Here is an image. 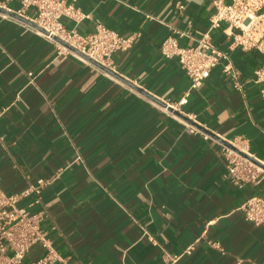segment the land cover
<instances>
[{
  "label": "crops",
  "instance_id": "0c3cea01",
  "mask_svg": "<svg viewBox=\"0 0 264 264\" xmlns=\"http://www.w3.org/2000/svg\"><path fill=\"white\" fill-rule=\"evenodd\" d=\"M213 1L77 0L90 18L62 19L80 34L104 24L135 35L113 55V71L163 105L94 64L58 54L55 43L8 13L18 1L0 0L7 10L0 9V187L19 193L60 172L41 204L30 195L19 205L45 210L42 227L69 264H165L163 255L193 243L176 264H264V226L241 209L264 195V181L239 188L227 180L223 147L243 138L264 163V98L253 81L264 54L231 49L223 23L210 35L236 75L221 60L179 105L190 78L160 49L169 35L196 45L210 27ZM258 36L264 40V30ZM186 121L211 137L188 133ZM44 254L35 246L26 260Z\"/></svg>",
  "mask_w": 264,
  "mask_h": 264
},
{
  "label": "built area",
  "instance_id": "2783aa9c",
  "mask_svg": "<svg viewBox=\"0 0 264 264\" xmlns=\"http://www.w3.org/2000/svg\"><path fill=\"white\" fill-rule=\"evenodd\" d=\"M15 1L20 4L16 13L42 28L44 31L32 27L37 34L56 44L58 54H70L90 64L93 63L71 48L113 70V55L128 50L136 37L121 36L104 24H98L97 29L88 34H80L74 28L66 29L62 19L79 23L90 18V14L76 5L77 0ZM213 3L215 12L210 18V27L198 39L196 45L183 47L173 35L167 36L161 43L162 55L165 58H177L190 78V88L179 101V105L187 103L190 91L199 87L221 60H225L223 71L226 74L236 75L229 53L219 48L211 39L210 32L221 28L223 23L228 24L224 32L231 38V49L236 47L255 49L264 54V40L258 36L264 30V0H231L230 2L214 0ZM183 7L179 5V8ZM29 8L34 9L32 16L27 14ZM55 37L63 40L69 47L55 40ZM28 76H33V73L28 72ZM253 81L259 85L260 94L264 98V64L254 71ZM242 86L240 81H236L237 89H241ZM186 131L192 134L202 133L205 139L211 137L187 121ZM228 142L233 147L223 145L226 179L239 188L258 187L264 181V163L249 152V144L245 139L236 137ZM59 175L60 172L50 178H40L19 193L10 194L0 187V264H52L55 260L69 264L54 249L47 231L42 227V222L46 218L45 210L31 212L19 205L23 198L30 195L34 196L33 203L41 204L44 188L53 183ZM241 209L248 221L256 226H264V195L255 194L249 197L242 204ZM210 244L223 251L219 242H210ZM35 246L43 248L45 254L27 261L28 253ZM194 248L195 243L190 244L181 253L163 255V260L165 264H176L182 257L191 255Z\"/></svg>",
  "mask_w": 264,
  "mask_h": 264
},
{
  "label": "water",
  "instance_id": "95a60500",
  "mask_svg": "<svg viewBox=\"0 0 264 264\" xmlns=\"http://www.w3.org/2000/svg\"><path fill=\"white\" fill-rule=\"evenodd\" d=\"M0 9H1L2 11H7V10H4V9H2V8H0ZM8 13H10V14L13 15V16H15L16 18H19V19H21V20H24L25 22L29 23V24H30L31 26H33L34 28L39 29V30H41V31H44L42 28H40L39 26H37L33 21L29 20L28 18H25V17H23V16H21V15H18V14H16V13H13V12H10V11H8ZM54 39L57 40V41H59L60 43H62V44H64V45L68 46L63 40H61V39H59V38H57V37H55ZM68 47H69V46H68ZM70 48H71V47H70ZM71 49L74 50V51H75L76 53H78L79 55H81L82 57H84L85 59H87L88 61H90L91 63H93L94 65H96V66H98L99 68H101L102 70H104V71H106V72H109L110 74H112V75H114V76L120 78L121 80H123L124 82L128 83L130 86H132V87L135 88L136 90H138V91H140V92H142V93L148 95L149 97H151V98L154 99L155 101H159V100H157L155 97H153V96H151L150 94H148L147 92H145L142 88H139V87H137V86H134L132 83H130L129 81H127L126 79H124L122 76H120L118 73L114 72L113 70H111V69L105 67L104 65H102V64H100V63H98V62H96V61H94L93 59L87 57L86 55L82 54L81 52L77 51L76 49H74V48H71ZM159 102H160V101H159ZM160 103H162L163 105H165L163 102H160ZM166 107H167V106H166ZM170 109H173V108L170 107ZM176 113H178V112H176ZM225 143H226V145H228V146H230V147H233L229 142L226 141Z\"/></svg>",
  "mask_w": 264,
  "mask_h": 264
}]
</instances>
